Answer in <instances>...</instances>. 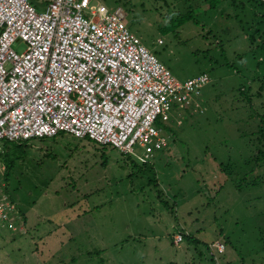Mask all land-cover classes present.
Segmentation results:
<instances>
[{
	"label": "rangeland",
	"instance_id": "obj_1",
	"mask_svg": "<svg viewBox=\"0 0 264 264\" xmlns=\"http://www.w3.org/2000/svg\"><path fill=\"white\" fill-rule=\"evenodd\" d=\"M212 1L91 0L120 7L128 30L175 78L207 73L201 108L171 113L161 125L167 146L144 164L67 133L11 145L13 167L2 179L19 217L0 230V264H212L206 246L221 264H264L253 218L264 210L256 198L264 184L234 186L261 171L248 158L253 115L264 112V88L255 96L264 81L257 49L264 35L248 37L264 25V9L251 0L209 7ZM11 47L20 52L24 44ZM179 229L197 244H173ZM214 242L223 243L222 253Z\"/></svg>",
	"mask_w": 264,
	"mask_h": 264
},
{
	"label": "built area",
	"instance_id": "obj_2",
	"mask_svg": "<svg viewBox=\"0 0 264 264\" xmlns=\"http://www.w3.org/2000/svg\"><path fill=\"white\" fill-rule=\"evenodd\" d=\"M17 41L20 52L11 47ZM208 82L205 72L175 78L128 30L118 6L48 0L38 11L30 0H0V154L3 142L67 133L146 163L169 142L161 125L173 112L199 111ZM4 171L1 158L0 230L19 217ZM181 240L173 234V244ZM211 246L224 251L222 242Z\"/></svg>",
	"mask_w": 264,
	"mask_h": 264
},
{
	"label": "trees",
	"instance_id": "obj_3",
	"mask_svg": "<svg viewBox=\"0 0 264 264\" xmlns=\"http://www.w3.org/2000/svg\"><path fill=\"white\" fill-rule=\"evenodd\" d=\"M215 1L218 2L219 0H213L212 3H210L209 7H212L214 5L213 3ZM251 1H252L251 4L253 6L256 5L260 9H264V0H251ZM187 14H188V12L179 16L178 20L180 22L187 20L188 19ZM258 30H260V31H258ZM256 34H258L260 36L264 35V25L260 29L258 28L257 30H254L253 35H249L248 39L250 42L253 40L254 35H256ZM257 46H258L257 49H261L264 52V38L262 39V41L259 44H257ZM221 54H223V53L221 52L220 55ZM260 81H262V83L259 85V87L255 93L256 97L261 96L260 92L264 88V81L263 80H260ZM247 91L248 90H244V88H241V89H238L237 93L240 94L241 96H243L244 98H246L247 103H248L247 106H248V108H250V106L252 107V105H249L250 100L247 97ZM258 107H260L264 110V101H261L258 104ZM257 111H256V115L255 116L253 115L254 119H256L255 130L250 132V134L254 135L253 141H254L255 152L253 153V155H251L248 158V161L250 163H252L253 168L255 167L257 170L260 169L261 171H260V173H258V171L253 170L250 173L251 174L250 177H246V176L238 177L236 179V181L234 182V186H235V189L237 191H241L243 188H246V187H255V186H260V185L264 184V112L263 113H257ZM249 114L251 115V113H249ZM25 143H27V141L3 142L2 148L5 150H4V154L2 156V160H3L4 165H5V171H4V175H3L5 180H7L9 172L13 167V159L10 158L8 155L9 151H11V145H13L15 147V146H21L22 144H25ZM101 147H104V146H100V148ZM110 148H112V147H110ZM19 156H20V154L17 155L16 159H18ZM0 159H1V154H0ZM144 163L145 162H143L142 164H144ZM245 164H248V163H245ZM240 167H241V164H240ZM256 198L263 200L264 194H262ZM262 206L264 208V204ZM253 218L257 219L256 231L254 232V235H255L254 241L259 240L260 241V247L262 250H264V210L263 211L258 210V212L255 214V217H253ZM180 233H182V238L188 239L190 242L197 244L196 240H194V239L190 240L189 235L184 230H181ZM205 250L208 254L209 247L206 246Z\"/></svg>",
	"mask_w": 264,
	"mask_h": 264
},
{
	"label": "crops",
	"instance_id": "obj_4",
	"mask_svg": "<svg viewBox=\"0 0 264 264\" xmlns=\"http://www.w3.org/2000/svg\"><path fill=\"white\" fill-rule=\"evenodd\" d=\"M31 3L34 5V7L36 8V10L38 11H41L44 9V5L45 3L48 1V0H30ZM185 112V111H183ZM3 149V148H2ZM1 158H2V155H1ZM3 162V160H2ZM4 164V162H3ZM5 166V165H4ZM180 231L183 230V229H179Z\"/></svg>",
	"mask_w": 264,
	"mask_h": 264
}]
</instances>
